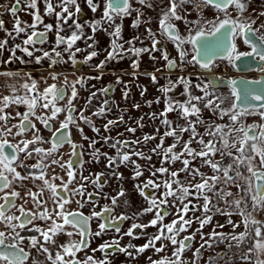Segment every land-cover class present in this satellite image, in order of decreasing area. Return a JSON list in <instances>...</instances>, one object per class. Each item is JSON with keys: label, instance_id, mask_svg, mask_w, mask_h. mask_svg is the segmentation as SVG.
Returning <instances> with one entry per match:
<instances>
[{"label": "snow or ice", "instance_id": "snow-or-ice-1", "mask_svg": "<svg viewBox=\"0 0 264 264\" xmlns=\"http://www.w3.org/2000/svg\"><path fill=\"white\" fill-rule=\"evenodd\" d=\"M19 3L20 0H16V4ZM85 3L93 13H96L101 6L99 0H85ZM139 3L143 7H154L150 0H139ZM189 3H194V0H168L166 8L161 5H155V7L160 8V18L158 21L159 34L175 44L178 51V60L181 63H190V61H186L187 52L182 47L185 43L199 45L196 48L197 56L193 57V59L197 63H200L197 57L202 52L207 53L212 49L224 47L238 34L244 36L245 42L249 43L259 31V29L254 28L256 20L245 15L248 11L249 0H202V3L206 6L212 5L218 11L227 13L231 7L237 12L238 15L235 18L229 16L226 19L219 20L218 23L214 21L201 22V20L190 21L186 19L185 15L181 14V9ZM43 4L45 15L55 16V45L50 51L42 47H37L38 44L43 45L46 43L48 33L53 31L54 25L52 23H45L44 18L39 12L38 0H28L27 6L34 10L30 13L33 16V22L31 24L16 18L12 30L8 31L4 27L5 22L0 19V30L5 31L7 36L13 41L23 34L21 42H14L11 47H8V39H0V57L3 56L6 48L10 52L7 59H0V65L7 66L16 62L22 65L30 63L42 65V62L46 60L50 69L56 68L61 63L67 64L69 62L75 67L80 63L88 64L100 55V52L95 47L96 41L94 35L87 37L92 43L87 44L85 48L76 46L77 41L84 39V26L73 19L74 16L81 12V6L78 0H59L58 3L54 2V0H43ZM72 7L75 9L74 12L70 10ZM196 7H199V4ZM57 8L60 11H57ZM133 12H136L137 15L133 19L132 27L138 28L142 23H150V19L145 16L141 9L132 6V0H104V8L100 19L91 22L89 27L93 34L98 31L107 32L108 28H112V31L109 33L111 41L109 49L104 50L107 53L105 58L100 60L99 63L94 64L93 67L97 71H100L105 69L109 63L113 61L118 63L126 55L132 54L136 57L132 67L138 69L139 57L144 53H148L150 59L155 60L156 57L152 55L154 52H161L162 59L166 62V67L170 71L179 67L177 59L170 58V53L167 50L157 47V45L161 44V40L158 39L157 33L153 32L151 28L146 29V38L151 42L150 47H136V41L140 40L138 36H134L131 40H123L122 24H118L116 21L117 19L123 21L124 18L132 16ZM11 13L16 17L17 8L15 6L11 8ZM259 15L264 16V11L260 12ZM69 20H72L71 25L68 24ZM173 21H183L186 25L194 24L196 26L195 36L188 38L182 37ZM105 24L108 27H104ZM209 24L211 25L210 29L207 27ZM41 26L42 30H40ZM65 26L74 28L75 30L70 35H61V33L65 32ZM261 27H264V24ZM259 38L261 41H264V35H261ZM125 44L128 45L127 48H125ZM62 45L64 46L63 52L58 51L57 49ZM230 47L232 51H235L234 44H231ZM252 47L254 52L257 51L255 44H252ZM89 49L91 50L89 51ZM17 51L23 55L17 56ZM82 52L87 54L83 60H78L77 53ZM36 53L41 54L36 55ZM65 54H67V60L64 58ZM258 54L261 59H264V52ZM243 55H251V53ZM25 57L28 59H25ZM229 58H231V52H229ZM236 58L239 59V55ZM202 66L208 68L209 64L205 62ZM157 71H160V69H157ZM50 75L52 80L59 79V75L56 72H51ZM149 75L153 83H158L155 74ZM0 77L8 78L0 87L5 88L10 93L7 95L0 93V193L3 194L0 195V201H3L0 203V224H3L9 230L7 234L5 231H0V264H29L31 253L26 251L22 246L25 240L28 241L30 249H35L38 255H43L46 258L44 262L38 259H32L31 264H48V262L50 264H111V261L107 259L109 249L115 248L120 253L134 259L135 256L129 249H133L136 255L144 253L149 248L154 249L156 253H161L167 248V245L163 243L165 240L169 241L173 246L172 257L174 258L163 256L160 259L152 260L151 257H148L151 264H183V253L191 247V242L195 238V232L192 235H185L180 240L177 237L180 233L187 232L194 223H198L199 226L195 231L200 232L201 239L204 240L202 230L205 225L212 222L213 217L209 213L212 212L213 208H215L216 214L228 218L227 225L233 229L231 233L233 240H236L238 243H243L247 238L252 237L251 246L242 259L249 261V264H264V258H261L264 256V221L257 219L254 215V213L264 212V183H262L264 182V170H262L264 169V124H253L239 128L234 126L241 116L252 113L236 111V104L228 108L221 107L225 103V98L216 96L215 99H208L212 93L209 92L207 86L200 89L204 93L203 96L193 95L189 91L190 81H186L183 77H180L179 80L186 87L181 95L185 96L186 99L184 101L172 99L168 96V93L174 91L176 85L169 80L167 86L160 88V91L166 97V107L160 115L164 117L161 122L167 129L164 132V137L173 138V143L165 149L163 145L164 137H161L160 143L151 151L157 153L158 149L162 150V152L157 153L162 156V164H175L177 161H180L183 167L171 172L167 167L163 166L156 168L154 171L150 168L149 172L151 177H156L157 173H160L167 174L168 179L157 183L156 180L149 178L145 183L134 185L139 191V194L150 201L149 207L143 211L145 213L153 212L154 209L156 211L154 218L147 225L133 224L124 235L132 237L133 231L137 228L155 227L159 224L158 233L151 236L145 244L139 247L131 243L126 247H122L119 241H113L112 243L106 242L101 244L96 249H91L92 252L101 251L104 253L106 257L104 260L97 261L91 255H86L84 259H80L77 254L90 247L91 237L102 236L109 225H114L118 220L130 219V217L121 214L118 217L105 219V222L99 224L100 231L93 233L88 227V220L90 218L84 217L82 213L65 211V206L71 202V198L62 195L58 189H62L65 193H70L71 197L80 196L86 198L88 201H91L93 195L99 194L85 191V182L90 177L83 175L85 162L82 159L83 152L80 151L83 146L71 140L69 135L70 128L72 126L76 127L83 136V139L90 141L89 148L92 149V156L97 163L101 155L107 160L106 167L109 169H112L113 165L119 167L117 161L120 164L132 163L134 165L133 179L143 176L144 172L141 170L140 165L132 160V155L149 161L151 160V156H146L142 151H133L131 155L123 152L118 145L128 147L130 144L138 143V141L130 142L127 140H115L112 142L110 147L117 151L115 156H109L108 153H100L99 149L95 148V145L101 142L100 140L90 139L87 135L83 134V129L79 124L81 120L86 125H89L97 135H99L100 129L95 126L88 116L84 115L86 108L79 110V116L76 115L78 109L73 103L78 98L76 85H83L89 79H102V74L95 77H80L74 82H69L67 77H65L62 87H57L55 83H52L42 91L38 87V81L30 72L22 73V71L5 70L0 71ZM17 79H23L24 82L22 84L8 82V80ZM116 82L122 83L119 76H117ZM45 83L47 82L45 81ZM68 87L72 89L70 96L67 95ZM196 87L200 88V85H196ZM99 91L106 95L109 88H102ZM144 91L141 92V95L144 94ZM96 95V92H92L87 100V104H91L92 98ZM123 95L125 99L128 98L127 91ZM66 96L67 103L63 107L59 106V102L65 100ZM236 99L239 100L240 97L237 95ZM255 99L260 100L264 99V97L257 96ZM200 101H203V108L211 110L213 115H217L221 120L227 116L232 124L207 123L202 118V108L196 103ZM148 103L150 106L151 102L149 101ZM157 103H159V100H157ZM104 104L107 106L109 102L105 100ZM14 106L17 108L24 106L27 110L25 112L16 111L15 115L10 111H6ZM134 107L139 108V104L134 105ZM37 108L41 109L40 114H37ZM106 110L111 111V108L101 107L93 115L104 116ZM174 111L185 121L183 125L173 127L172 121L167 119L168 113ZM61 113H64V118L59 121V127L53 131V136L50 141L51 146L47 149L38 146L49 141L41 135V130L37 128L36 122H39L44 128L51 131L52 122H56ZM260 115L264 116V112L260 113ZM152 116L155 117V113ZM17 118H19V123H12ZM117 123H123V116L119 118V121H107L103 126L104 130L110 131L111 127ZM197 125H204L205 132L203 135L199 132ZM140 126L143 127V125ZM13 129H16V131L13 132ZM127 130L133 133L136 131L135 128H129ZM156 131L159 132V129ZM29 133L31 134V139H21L17 143H10L6 138L8 135L24 137ZM184 133L189 134L187 140L183 139ZM205 135L209 137L208 140H205ZM143 139L148 141L154 140L156 137L145 135ZM111 140L113 138L110 136L103 137L104 143H108ZM194 142L200 146L199 150L192 147ZM66 143L71 145L73 155L81 157L78 169L80 181H77V169L74 167L72 160L62 162V157L60 159L55 158L59 149ZM177 145L181 149L179 152L174 151ZM34 153L40 157V162L32 165L25 164V160L34 158ZM217 154L222 158L220 161L213 159ZM185 156L191 159H182ZM49 157H52V165H59L62 169H65L67 180L55 175L48 178L46 169L50 165L44 164V160ZM225 157L230 160V163L223 164V158ZM197 158L200 159L202 165H206L212 170L213 174L211 176L205 175L199 168L190 166ZM257 158H259L258 164ZM18 169H22L24 174ZM32 169H38L39 174L37 175ZM241 169H244L250 175L245 176L244 171H241ZM181 172L191 175L193 179L199 176L200 182L193 184L189 181L185 184L179 178ZM111 174L120 180L123 179L121 173L112 171ZM93 175L94 178L91 179L92 184L102 189L103 182L101 177L104 174L98 173ZM253 178L256 180L254 188L252 183ZM56 179L61 180L60 185L53 182ZM37 180L42 182L41 185L37 186L39 191H33L31 188H28L26 182ZM241 180L244 181L247 187L239 183ZM74 182H78L79 187L69 188V185ZM221 182L225 185L242 189L245 195L239 199H229L233 196V193L225 188H218L217 185ZM173 185H176V187L173 188ZM17 187H23L25 189L23 194L17 190ZM161 187L165 191L161 193L160 198L149 196L144 191L147 188L158 189ZM45 191L51 194L49 197L51 207H49V201L44 199ZM209 193H211V196ZM125 195L126 192L121 188L116 196L111 197L112 205H117L119 198ZM213 196L217 197V204L212 203ZM26 197L31 198L32 203L39 211L25 209L23 205L17 206L16 200H23ZM170 197L175 198L172 201V207L177 208L175 214L166 211ZM190 197L197 201L202 200V209L200 205L193 203L192 199H189ZM249 198L252 202L251 211H248L246 207H241L242 204L247 203ZM176 201H179V205L176 204ZM220 201H223L226 207H218ZM13 209H16L20 215H16L12 211ZM228 209H231V211ZM201 210L202 217L196 216L195 213ZM112 211L114 209L107 206L104 207V212L110 213ZM162 212L164 215H162ZM189 212L192 213V216L185 219ZM165 215H174L175 218L171 223L164 224ZM233 215H239L241 217L240 223L233 221L231 218ZM93 216L103 217V213L94 212ZM38 220L44 221L45 224L41 226L40 224L34 223ZM241 224H243L244 231L237 234L235 229L239 228ZM65 226H71L77 229L78 231L75 234L80 239H70L67 243H59L57 239L59 235L64 234L67 237H73L74 235L72 231H67ZM216 227L224 228L225 224L217 222ZM23 231L32 234L28 236L21 235ZM116 231L119 232L120 229L116 228ZM227 235L229 234L216 232L215 228H213L210 234L212 238L220 237L221 242ZM158 241L161 242L160 247L156 246ZM205 243L208 244L209 241L205 240ZM177 245L178 247H176ZM201 247H204V245L202 244ZM252 253H255L254 261L251 259ZM198 254L199 249H197L194 255L198 257ZM219 258L223 259V256ZM209 259L212 264H215L216 258L210 257Z\"/></svg>", "mask_w": 264, "mask_h": 264}, {"label": "flooded vegetation", "instance_id": "flooded-vegetation-1", "mask_svg": "<svg viewBox=\"0 0 264 264\" xmlns=\"http://www.w3.org/2000/svg\"><path fill=\"white\" fill-rule=\"evenodd\" d=\"M26 0H20L19 4H16V0H0V14L5 15H12L11 13V8L13 6H15L17 8V13L16 15H20L21 17V21H26L28 24H31L33 22V16L30 14L31 12H33V9H30L29 7L26 6L25 4ZM80 2H83L84 0H79ZM202 1V0H201ZM54 2H56V0H54ZM100 5L102 7V4L104 3V0H99ZM204 4V3H203ZM189 5H194V3H189ZM132 6L134 8H138L142 10V7L139 3V0H132ZM99 10H102V8H104V6ZM38 8H39V12L40 15L44 18L45 23H52L54 25L55 29V24H56V20H55V16H47L45 15L44 12V4H43V0H39L38 1ZM85 8V7H84ZM207 8H212L213 10H215L218 14V16L216 18H214L211 21L214 22H219V20H223L228 18L229 16H232L233 18H235L238 14L237 12L233 9V8H229L228 13H225L223 11H218L215 9V7H212L210 5H207ZM86 9V8H85ZM57 11H60L59 8L56 9ZM87 12L90 10H86ZM25 15H29L31 20L27 19V16L25 17ZM136 12L132 13V16L126 17L123 19L124 20H129L128 22V27L131 31H135V36L140 37V40L136 41V47H150L151 46V42L146 38V33L144 34L139 27H132L133 24V19L136 16ZM13 16V15H12ZM101 17V15H100ZM100 17H97V19H92L94 18V16L89 17L88 15H84V14H80L79 18L82 19L83 23H88L89 24L91 22H93L94 20H99ZM46 18V19H45ZM186 19H188L186 17ZM53 20V21H52ZM188 20L190 21H195V20H199V19H191L189 18ZM201 20V19H200ZM121 20L117 19V23L120 22ZM123 21L120 22V24H123ZM205 21H209V20H205ZM202 21L201 22H205ZM178 30L179 33L182 37L184 38H188V37H194L195 33H196V26L194 24L192 25H186L183 21H181V24L178 22H173ZM89 26V25H88ZM106 27V24L105 26ZM207 27L210 29L211 25H207ZM255 28V27H254ZM91 29V28H90ZM122 29L123 26H122ZM189 29H191V31H189ZM42 30V26L41 29ZM91 32V31H90ZM186 32V33H185ZM102 33H104V37L106 38L105 43L100 47V50L103 52V58H105L106 56V51H104L105 49H109L110 46V41H111V37L109 35V33L107 34L105 31H102ZM186 34V35H185ZM61 35H67V33L63 32L61 33ZM264 35V32H257L255 36H257L258 38ZM157 37L158 39L161 40V44L157 45V47L159 48H163L165 50H167L170 53V58L173 59H177V62L179 64V67H177L176 69L173 70H169L166 67V62L162 59V54L161 52H154L152 53V55H154L156 57L155 60L150 59V56L148 53H144L139 57V68L138 69H134L132 67L133 61L136 59L135 56H133L131 54V57L133 58L131 63L129 64V66L131 67L132 70H130V72H125L123 71L122 68L128 66V64H124L122 63V60H120L118 63L113 61L111 63H109L107 65V67L103 70L98 71V74H102L103 78H106L108 80L109 77H112L114 74H118V76L121 78L122 83H117L116 82V78L117 76H113L115 77L114 79H112L106 86H104L103 88L108 87L109 91L108 93L105 95L104 93L100 92V89H92L91 86V82L95 79H89L86 81V83H84L83 85L81 84H77L76 88L78 91V98L77 100H75L73 103L75 105V107L78 109L76 115L79 116V110H84L86 108V104H87V97L90 96V94L92 92H96L97 94L100 92V95H96L95 97H93L94 101L100 104V108L101 105L103 104V107H110L111 111H107L105 112L104 116H96L93 115L94 112H98L99 110L96 111H84V115L88 116L93 123L95 124V126L97 128L100 129V133L99 135H97L96 133L93 132L92 128L89 125H86L82 120L79 121L80 127L83 129V134L87 135L90 139L96 140L95 138L98 137V140H100L101 142L98 143V147L103 150V152L108 153L109 156H115L116 155V149L110 147V144L112 142H114L115 140H120V141H125L129 138V136H131V134L133 132H127L126 134V139L123 138V134H121L119 131L117 130H110L109 132L107 131V136H110L113 138V140L109 141L108 143H104L103 142V137L106 136L105 134V130H104V124L107 123V121L109 120V118L114 117L119 111H120V103H122V100L124 97V93L122 90V85L124 82H128L130 84H136V87L139 85V76L138 75H148V77H150L149 74H155L156 77L160 78L161 80L164 81V83H169V79H171V77L173 76H181L183 77L186 81H190V88H194L196 90L195 95L198 96H203L204 93L200 90L201 88H204L205 86H207L208 90L210 93H212V89L216 90V89H223L226 90L228 92V94L233 98L234 104L237 105V99L236 96L238 95L235 90L231 87H228L227 85H224V81H229V82H233V84H235L236 86H240L241 88V96L244 99L243 101H241V108H239L238 106L236 107V111H245L246 113H252V114H245L243 116H253L254 114H258L259 120H256L255 122L249 124V125H253V124H264V116H261L260 113L264 112V99H260L257 100L255 99V97L260 96V97H264V59H261L259 56L255 59V65H252L251 63H249L248 61L252 58L254 51H253V47L250 43H246L245 42V38L242 35H237L233 38V44L235 45V51H233V54L231 56V58L225 59V60H215L212 62V64L209 65L208 68H210L211 73H205L204 70L206 68H204L202 65L203 63H205L206 59L202 60L201 63H197L196 60L193 59V57L197 56V52H196V48L199 46L197 45L195 47V45L191 44V43H185L183 44V49L187 52V56H186V61H190L189 62H184L181 63L178 60V51L175 47V44L173 42L168 41L164 36H161L159 33H157ZM23 38V34L21 35V37H18L15 41H13L11 38L8 37V47H11L12 44L15 43H20L21 39ZM260 39V38H259ZM55 40H56V35H55V31L53 30L52 32L48 33V38L45 44L43 45H37V47H42L45 50H51L52 47L55 45ZM141 41H143V43H141ZM260 42L262 44H264V41ZM90 42H88L86 40L85 45L82 48H85L87 44H89ZM64 46L62 45L59 49H57L58 51H61V48H63ZM79 47V46H78ZM81 48V47H80ZM90 50V49H89ZM214 50V49H212ZM251 53V55H243V54H248ZM41 53H36V55H40ZM87 53H77V59L78 60H83L84 56ZM201 54H204L203 52ZM10 55V52L7 50V48L4 50L3 52V56L0 57V59H7ZM23 55L22 53H20L19 51H17V56H21ZM239 55V58L241 57H245V60L241 61L239 60L236 65L238 69L241 70H247V69H251V68H258L257 71H253V72H249V73H239L237 71V69H235V67L233 66L237 60L236 56ZM65 60L68 59L67 54H65ZM25 59H28L27 57H25ZM100 59H94L93 61L89 62L88 64H84V63H80L77 64L75 67L72 66L71 62L64 64L61 63L59 64L56 68L50 69L48 62L45 60L42 62V65H36L34 63H30V64H26V65H22L19 62L13 63V64H9L7 66H3L0 65V71H5V70H9V71H22V73H27L30 72L32 74V76L38 81V87L39 89L42 91L45 87H47L48 85L55 83L57 85V87H62L64 85V78L67 77L69 82H74L76 80H78L80 77H95L97 75H95L93 71H91L89 68L92 67L94 64L99 63ZM109 67L112 68H120V69H115V70H111ZM157 69H160V71H157ZM51 72H56L59 75V79L57 80H52L50 73ZM92 73V74H91ZM97 73V72H96ZM124 73V74H121ZM128 74H135L134 76H131L130 78H132L131 80H125L124 78L128 77ZM102 78V79H103ZM174 78V77H173ZM8 78L5 77H0V81L3 80L5 82V80ZM21 82L23 83L24 80L20 79ZM125 80V81H124ZM13 80H8V82H12ZM45 81L47 83H45ZM178 83L184 85L186 87V85L184 83H181L180 80H178ZM131 85V84H130ZM196 85H200V88H197ZM110 86V87H109ZM195 86V87H194ZM2 88L0 87V93H3ZM71 87L67 88V95L70 96L71 95ZM192 91V90H190ZM256 93L257 95L253 94L252 97H250V94L252 93ZM129 93V92H128ZM5 94V93H3ZM6 95V94H5ZM134 96L135 94L133 92H130V96ZM208 99H212V95L208 97ZM107 100L109 102V104L107 106H105L104 101ZM203 101L197 102L198 106H200L202 108L203 111ZM67 103V96L65 98V100H62L59 102V106L63 107L65 104ZM117 105L116 106V110L113 111V105ZM114 105V106H115ZM259 107L261 109L259 110H254V107ZM120 107V108H119ZM27 109L24 106H20V107H13L10 108L6 111H10L12 112L13 115H15L16 111H20V112H25ZM110 112L112 113L110 116ZM41 113V109L37 108V114ZM64 118V113H61L57 119L56 122H52V130L50 131L49 129L44 128V126L42 124H40L39 122H36V126L37 128H39L41 130V135L44 136L49 142L48 143H44L38 146L44 147L45 149L49 148L51 146L50 141L51 138L53 136V131L55 129H57L59 127V121L63 120ZM203 118V117H202ZM130 119V118H129ZM12 123H19V118H17L16 120H13ZM131 128H134V121L132 120L131 123ZM129 127V125H128ZM87 130L89 132H87ZM16 129H13V132H15ZM69 135L72 141H74L76 144L82 145L83 148L80 150L83 153H88L89 155H91V149L89 148V140H84L83 136L81 135V133L77 130L76 127L72 126L70 128L69 131ZM121 137V138H119ZM10 143H17L19 142L21 139H31V134H26V136L21 137V136H14V135H8L6 137ZM128 141V140H127ZM118 147L123 151V152H127L130 154L131 151L135 150V147L133 144H130V148L129 147H124L123 145H118ZM128 149H131V151H128ZM34 158H29L27 160H25V164L27 165H32L35 163H39L40 162V157L36 156V154H33ZM75 156L73 155V150L71 145L69 144H64L62 148L59 149L58 153L56 154L55 158L60 159L61 157L63 158L62 162H66L68 160H72L74 163V167L75 168H79V164L80 161L78 163L75 162ZM103 156V155H102ZM51 159L52 157H49L48 159L44 160V164L46 165H50V167H48L46 169L47 174H48V178H51L53 175L58 176V177H63L64 180H67V176H66V171L65 169H62L59 165H52L51 164ZM81 159V157H80ZM83 159V156H82ZM119 162V161H118ZM226 163V162H225ZM23 173L22 169H18ZM32 171H35L37 173V175L39 174V170L38 169H32ZM77 181H80V173L77 170ZM83 175L86 177V172L85 170H83ZM54 183H56L57 185L61 184V180L60 179H56L55 181H53ZM88 182V181H87ZM87 182L86 183V188H87ZM28 188H31L33 191H39V188L37 187L38 185H41L42 182L41 181H29L26 182ZM254 186H255V178H254ZM73 187H79V183L78 182H74L73 184L69 185V188H73ZM86 192H92L95 193V189L92 187L90 190H86ZM18 191H21V193L23 194V192L25 191V189L23 187H17ZM62 195H65L67 197L71 198V202L69 204H67L65 206V211L68 212H77V213H82L84 217H88L90 218L88 220V227L91 230V232L95 233L96 231H100L99 229V224L105 222V219H111L114 217H118L121 214H118L117 212H104V207H99L98 203H99V199L98 197L94 196L92 197L91 201H88L86 198H82L80 196H74L71 197L70 193H65L63 192L62 189H58ZM149 190L152 192V195L154 194L155 191H153V189H145L144 191ZM0 195H3L2 193H0ZM50 193L45 191L44 193V199L48 200L50 197ZM25 200H27V202H25ZM77 201L79 202L78 205ZM3 201H0V203H2ZM16 204L17 206L23 205V207L25 209H30L32 211H39V209L36 208V206L32 203L31 198L30 197H26L25 199H17L16 200ZM83 205V206H81ZM16 215H20V213L16 210L13 209L12 210ZM103 213V217H97V216H93V213ZM162 215H164V213L162 212ZM127 220H118L114 225H109L108 229L105 231V233L100 236V237H91V243H90V247L88 249H86L85 251L79 252L77 254L78 258L80 259H84L86 255H91L94 257L95 260L100 261V260H104L106 257L104 255V253H102L101 251H95L92 252L91 249H96L99 247V245L104 244L106 242L108 243H112L113 241H119V244L123 247L124 245H126V236L124 235L125 232H127L131 227V225H129L127 223ZM34 223L40 224L41 226H43L45 224L44 221H35ZM67 231H72L74 233L73 237H67L64 234H61L57 237L58 242L59 243H67L70 239L73 240H79L80 237L78 235H76L75 233L78 231L77 229L72 228L71 226H65ZM116 228H119L120 231L117 232ZM0 231H5L6 234L8 233V229L3 225L0 224ZM19 231V229H18ZM32 233H29L27 231H23L21 232V235L24 236H28L31 235ZM140 230L139 228L135 229L133 231V238H138V236L140 235ZM134 244L131 241L128 242V244ZM158 244V245H157ZM157 246L159 247L161 242H157ZM193 244V240L191 242V246ZM26 251H29L31 253L30 256V260H29V264H31V260L32 259H38L41 262H44L46 260L45 256L43 255H38L35 249H30L28 246V241L25 240L24 244L22 245ZM132 250L134 253V256L139 257L140 255H136L135 251L133 249H129ZM168 248L165 249L164 252L161 253H156L154 251V249L149 248L148 250H146L144 252V254H147V259L145 261V264H151V261L148 259V257H151L152 260H157L160 259L163 256H170V252H167ZM109 255L107 256V259L111 261L112 264V257L114 254H123L120 253L118 250H116L115 248L109 249L108 250ZM162 254V255H161ZM48 264H50V262H48Z\"/></svg>", "mask_w": 264, "mask_h": 264}, {"label": "rangeland", "instance_id": "rangeland-1", "mask_svg": "<svg viewBox=\"0 0 264 264\" xmlns=\"http://www.w3.org/2000/svg\"><path fill=\"white\" fill-rule=\"evenodd\" d=\"M58 2L59 0H56V3ZM78 2L80 3V6H81V12L78 15L74 16L73 19L77 20L80 24L84 26V39L77 41L76 46H79L82 48L85 45L86 40L92 43V41L88 40L87 37L94 35V38L96 41V45H95L96 50L100 52V55L94 59L99 58L100 60H103L104 59L103 52L100 50V47L105 43V40H106V38L103 36L104 33H102V31H98L95 34H93L90 27L88 26L89 22L85 24L82 22V19L79 18L80 14H84V15H88L89 17L94 16V18L92 19H97V17H100V15L102 14V10H98L96 13H93L88 8L87 4L85 3V0L83 2V5H82V2H80L79 0ZM150 2L153 3L154 5L153 8L142 7V10H141L144 12L145 16L150 19V23H146V24L142 23L139 27V29L144 34L146 33L147 28H151L153 32L159 33L158 21L160 18V8L155 7V5H161L162 7L166 8L168 0H150ZM197 4H199V7H196ZM103 6H104V3L102 4V7ZM70 10L73 12L75 11L74 7L70 8ZM86 10H90V11L87 12ZM262 11H264V0H249L248 11L245 13V15L250 17L251 19L256 20V24L254 25V27L259 29V32H264V27H261V25L264 24V16L259 15L260 12ZM181 14L185 15V17H187L188 19L189 18L199 19V20L201 19L202 21H205V20L211 21L218 16L215 10H213L212 8H207V6L203 4L201 0H194V5L186 4L181 9ZM120 22H118V24H120ZM128 22L129 20L127 19V20H124L122 24L124 28L122 29V36H123L124 41L131 40L136 34L135 31H131L129 29L127 25ZM173 22H178L181 24V21H173ZM68 24L71 25L72 20H69ZM106 27L108 26L106 25ZM53 30L55 31V29ZM73 30L75 29L65 26V33H67V35H70ZM111 31H112V28H108V31L106 33L108 34ZM127 47L128 45L125 44V48ZM61 50L63 51V48H61ZM132 59L133 58L131 57V54L126 55L125 58L122 59V63L128 64V66L122 68L123 71L130 72V70H132L131 67L129 66ZM109 68L111 70L112 69L115 70V69H120L121 67L120 68L119 67L118 68L109 67ZM89 69L95 72L94 73L95 75L97 76L100 75L98 74V71L94 67L93 68L90 67ZM121 74H124V73H121ZM134 75L128 74L127 75L128 77L124 79L131 80L132 78L130 77ZM113 76H118V74L116 75L114 74ZM113 76L109 77L108 80L106 78L99 79V80H96V79L93 80L91 82L92 89H102L112 79L115 78ZM138 76H139V85L137 87H136V84H133L131 82H130L131 85L128 82L123 83L122 90H124L123 93L125 91L129 92L128 98L125 99L124 97H122L123 100H122V103H120L121 108L119 107L120 111L114 117L109 118V120L119 121V118L123 116V123L114 124L111 127V129L119 131L121 134H123L124 136L123 138L125 139H126L127 132H130L127 129L131 128L130 125L132 123V120L134 121V128L136 129V131L135 133H132L131 136H129L127 140L130 142L138 141V143L133 144L135 147L134 151L136 152L142 151L144 152L146 156H151V160L149 161V160L141 159L135 155H132V160L140 165V168L144 172V175L137 179H133L134 165L132 163L120 164L117 161V163L119 164V167H116L115 165H113V168L109 169L108 167H106L107 160L102 155L99 157V162L97 163L96 160L92 156V149L90 152L91 155L85 152L83 153V161L85 162L83 166V170H85L86 172V177H90V179L87 182L86 190L87 189L90 190L93 187L95 189V193H99L98 195H94L100 198L98 206L99 207L107 206L109 208L114 209V212H117L118 214H123V215L130 217L127 223L131 226L133 224L147 225L150 222V220L154 218L155 211H156V209H154L153 212H148V213H145L143 211L144 209L149 207L150 201L146 200L143 196H141L139 194V191L134 187V185L145 183L147 182L149 178L156 180L157 183H160L163 180L168 179L167 174H160V173H157L156 177H151L150 172H149L150 168L151 170L154 171L156 168H160L161 166H163V167H167L169 171L171 172V171H177L183 167L180 161H177L175 164H171V163L162 164V156L157 154V153L162 152V150L158 149L157 153H153L151 151L153 148L156 147L157 144L160 143L161 137H164V132L167 130L166 126L161 122L164 119V117H162L160 113L163 112L166 107V97H165V94L160 91V88L167 86L169 83H164V81L158 77H157L158 83H153V81L151 80L150 77H148V75H138ZM173 77H171V79L169 80L174 82L176 86H175L174 91L168 93V96L175 100L184 101L186 97L182 96L181 93L185 91V86L178 83V80L181 76H173ZM145 89L146 91H144ZM190 90H192L191 93L195 95L196 90L194 88L189 87V91ZM142 91H144L143 95H141ZM130 92H133L135 95L134 96L131 95L129 97ZM97 95H100V92ZM216 96L225 98V103L221 105V107L228 108L234 104L233 98L228 94L226 90L212 89V99H215ZM88 98L89 97H87V100ZM157 100H159V103H157ZM149 101L151 102L150 106L148 103ZM136 104H139V108L134 107V105ZM114 105H113L114 107L113 111L116 110V106H117V105L115 106ZM101 107H103V104L101 105ZM99 109H100V104L95 102L93 98H92L91 104H86V111L88 112L96 111ZM153 113H155V117L152 116ZM111 114L112 113L110 112L109 116ZM201 115L207 123L232 124V122L229 120L227 116L224 117L223 120H221L217 115H213L212 111L209 109L203 108ZM258 117H259L258 114H254L253 116H248V117L241 116L234 126L236 128H239L241 126H248L249 124L255 122L256 120H259ZM167 119L172 121L173 127H176L178 125H183L185 123L183 118L180 115H178L177 112L175 111L168 113ZM140 125H143V127H141ZM197 128L199 132L203 135L205 132L204 125H197ZM157 129H159V132L156 131ZM87 132L89 131L87 130ZM105 134L107 136V131H105ZM145 135L155 136L156 139L145 141L143 139ZM233 135H235V133H233ZM188 138H189V134L184 133L183 139L187 140ZM204 138L205 140L209 139V137L206 135L204 136ZM95 139L98 140V137H96ZM172 143H173V138L164 137L163 145L165 149ZM217 146L219 147V145ZM128 147L130 148V146ZM192 147L196 148L197 150L200 149V146L196 144L195 142L193 143ZM95 148L99 149L100 153H104L103 150H101L98 147V144L95 145ZM128 151H131V149H128ZM174 151H177V152L181 151L180 146L177 145V148ZM132 152L133 151L130 152V155ZM183 158L191 159L190 157H187V156L182 157V159ZM213 159L220 161L222 158L219 156V154H217ZM258 162H259V158H257V164ZM227 163H230V160H228L226 157L223 158V164H227ZM190 166L199 168L200 171L203 172L207 176H211L213 174L212 170L208 166L201 164V161L199 158L193 161L192 165ZM76 169L78 170L79 168L77 167ZM112 171L121 173L123 175V179L120 180L116 176H113L111 174ZM241 171H244L245 176L250 175L244 169H241ZM98 173L104 174V176L101 177V180L103 182L102 189L98 188L96 185L92 184L91 182V179L94 178L93 174H98ZM179 178L183 182H185V184H187L189 181L193 184L200 182L199 176L193 179L191 175L184 173V172L180 173ZM239 183L241 185H244V187H247L243 180L239 181ZM252 183H253V188H254L255 187L254 178L252 180ZM175 187L176 185H173V188ZM217 187L225 188L226 190L231 191L233 193V196L230 197L229 199H239L245 195V192L242 189H239L231 185H225L223 182L218 184ZM121 188H123V190L126 192V195L124 197H120L117 202V205L114 206L111 203V197L116 196L118 194V191ZM149 189L151 190L153 189V191H155L153 196L158 197V198H160L161 193L165 191L163 187L158 188V189L157 188H149ZM209 195L211 196V193H209ZM105 197H108V198H105ZM189 199H192V198L190 197ZM174 200H175L174 197H170L169 205L166 208L167 212H171L173 214H175L177 211L176 207H172V201ZM125 201H127V203H125ZM192 202L200 205L202 209V205H203L202 200L197 201L195 199H192ZM185 203H187V201H185ZM212 203L217 204V197L215 196L212 197ZM176 204L179 205V201H176ZM251 205H252V202L249 198L247 200V203L242 204L241 207L242 208L246 207L248 211H251ZM218 207L223 208L226 206L224 205L223 201H220L218 204ZM228 210L231 211V209H228ZM195 215L202 217V210L196 212ZM209 215H212L213 219H212V222L210 224L205 225V227L202 230L203 235H204V240L201 239V233L195 231L196 228L199 226L198 223H194L187 232L180 233V235L177 237V239L180 240V239H183L185 235H192L195 232V238L193 240L192 246L183 253V256H182L183 264H212V262L209 259L210 257L216 258L215 264H249V261L242 259V257L248 251V248L251 246L252 237L247 238L243 243H238L236 240H233L231 238V233L233 232V229L227 225V219H228L227 217L216 214L215 208L212 209V212H210ZM254 215L256 216L257 219L264 221V212L254 213ZM190 216H192L191 212L188 213V216H186L185 219H187ZM174 218H175L174 215H165L163 223L164 224L171 223V221ZM231 218L236 223H240L241 221V217L239 215H233ZM217 222H219L220 224H225V227L224 228L216 227ZM159 227L160 225L158 224L155 227L150 226L146 228H139L141 234L138 236V238H133V236L132 237L126 236V245H124L123 247H126L128 245V242L130 241L134 243V245H136L137 247L142 246L148 241V239L151 236L158 233ZM213 228H215L216 232L218 233H226L229 235H227L224 238V240L221 242L220 237L212 238L210 236V234L213 231ZM242 231H244L243 224H241L239 228L235 229V232L237 234ZM205 240H208L209 243L206 244ZM163 243L167 245V248H168L167 252H170V256L172 257L173 246L167 240L163 241ZM202 244L204 245V247H201ZM209 244L211 245L210 247H209ZM176 247H178V245ZM197 249H199L198 257L194 255L196 254ZM129 251H132V250H129ZM220 256H223V259H220L219 258ZM111 257H112L111 259L112 264H145V261L147 259V254L143 253V255H140L139 257L135 256L134 259L132 257L126 256L125 254H118V253L114 254ZM261 258H264V256H262ZM251 259L254 261L255 253L251 254Z\"/></svg>", "mask_w": 264, "mask_h": 264}, {"label": "water", "instance_id": "water-1", "mask_svg": "<svg viewBox=\"0 0 264 264\" xmlns=\"http://www.w3.org/2000/svg\"><path fill=\"white\" fill-rule=\"evenodd\" d=\"M210 6H212V5H210ZM212 7H214V6H212ZM249 43H250L251 45H252V44H255V45L257 46V51L254 52L252 58L248 61V62L251 63L252 65H255V59H256L258 56L260 57V55H259L258 53H260V52H264V44H262V43L260 42V39H259L257 36H254V37L251 39V42H249ZM231 44H233V38H232V40H231L230 42H228V44H226L224 47H221V48H215L214 50H210V51H208L207 53L201 54L199 57H197V59L200 61V63H201L202 60L206 59L205 61H206L209 65L212 64V62L215 61V60H219V59H221V60H225V59H228V58H229V52H231V56H232V54H233V51L231 50V47H230ZM196 46H197V45H195V47H196ZM242 58H243V59H242ZM244 58H245V57H241V58L237 59L236 62H235V64L233 65V66L235 67V69H237V71H238L239 73H249V72H253V71H257V70H258V68H251V69H247V70H241V69H238L236 63H237L239 60L241 61V59H242V60H245ZM204 72L210 74V73H211V70H210V68H206V69L204 70ZM223 83H224V85H227L228 87L233 88V89L235 90V92L238 94V96L240 97V99L237 100V106H238L239 108H241V101L244 100V99H243L244 97L242 98V96H241V91H242V90H241L240 86H236L235 84H233V82H229V81H227V80L224 81ZM253 94L257 95V94L254 92V93L250 94V97H252ZM241 109H242V108H241ZM253 109H254V110H259V109H261V108L255 106ZM75 159H76V160H75L76 163H78V162L80 161V157L77 156V155L75 156ZM262 183H264V182H262ZM255 184H256V180H255ZM145 192H146L149 196L152 195V192L149 191V190H146Z\"/></svg>", "mask_w": 264, "mask_h": 264}, {"label": "crops", "instance_id": "crops-1", "mask_svg": "<svg viewBox=\"0 0 264 264\" xmlns=\"http://www.w3.org/2000/svg\"><path fill=\"white\" fill-rule=\"evenodd\" d=\"M39 1V0H38ZM25 4H26V6H27V4H28V0H26L25 1ZM28 7V6H27ZM27 15H25V17H26ZM16 18H19V19H21V17H20V15H16V17H14V16H10V15H8V14H5V15H2V14H0V19H2L5 23H4V27H5V29H7L8 31H11L12 30V27H13V24H14V21H15V19ZM27 19L28 20H31L30 19V17H29V15L27 16ZM0 39H8V36H7V34H6V32L5 31H3V30H0ZM12 82H15V83H17V84H22V82H21V80L20 79H17V80H13ZM12 82H9V83H12ZM3 83H4V81L3 80H1L0 81V85H3ZM2 88V92L3 93H5L6 95L7 94H10L9 92H8V90H6L5 88H3V87H1ZM48 201H49V207H51V200L50 199H48ZM78 201H77V204L76 205H78Z\"/></svg>", "mask_w": 264, "mask_h": 264}]
</instances>
